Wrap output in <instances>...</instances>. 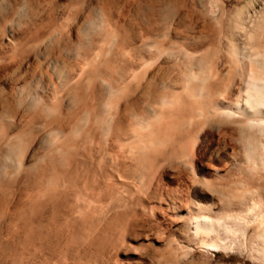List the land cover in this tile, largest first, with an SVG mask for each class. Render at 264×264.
I'll return each mask as SVG.
<instances>
[{
    "label": "rangeland",
    "instance_id": "rangeland-1",
    "mask_svg": "<svg viewBox=\"0 0 264 264\" xmlns=\"http://www.w3.org/2000/svg\"><path fill=\"white\" fill-rule=\"evenodd\" d=\"M103 10L110 12L112 35L106 36ZM234 14L239 18L233 20ZM231 26L237 29L228 35ZM260 26L264 27V0H0V264H264V28ZM252 28L258 39L251 40L262 45L244 35ZM154 39L156 48L151 46ZM132 43L143 44V56L156 57L154 64L143 65L132 53ZM95 54L97 63L87 67L84 57ZM128 56L133 71L125 68L127 75L142 74L136 83L132 81L137 89L131 96L123 91L129 82L122 90L118 86L124 80L127 84L126 78L101 71L104 60L123 65ZM55 58L57 68L52 67ZM190 70L203 74L209 98L238 102L241 108L245 105L244 111L229 108L232 113L217 124L211 117L203 123L187 120L163 137L154 156L148 154L136 165L122 157L104 125L93 124L101 115L87 107L94 90L100 89L89 75L118 90L111 96L103 92L101 109L105 101L114 105L126 97L136 111L148 115L168 91L183 96L191 91V100L197 99L193 81L188 80ZM249 70L261 79L263 88L239 91ZM60 85L65 91L59 90ZM70 88L77 91V99L68 95ZM53 89L60 91L61 104L54 98L47 107H32V96L51 97ZM64 112L75 113L69 124L62 118ZM56 119L65 133V149L72 155L63 166L50 164L47 157L54 138L48 128ZM90 125L95 127L94 137L87 136ZM73 131L77 132L71 136ZM99 136L107 144L98 143ZM249 139L260 148L257 162L247 159ZM180 143L187 158L181 155ZM31 147L36 164L30 169L20 161ZM3 182L8 189L2 188ZM47 190L50 196L45 200ZM192 203L213 211L186 213ZM8 205L16 211L12 223L4 225ZM74 208L79 213L71 212ZM40 216L42 224L33 223Z\"/></svg>",
    "mask_w": 264,
    "mask_h": 264
},
{
    "label": "bare ground",
    "instance_id": "bare-ground-1",
    "mask_svg": "<svg viewBox=\"0 0 264 264\" xmlns=\"http://www.w3.org/2000/svg\"><path fill=\"white\" fill-rule=\"evenodd\" d=\"M263 3V1H261ZM84 8V7H83ZM106 11V10H105ZM103 10V15L102 17H104V15L106 16V18L102 19L105 24L107 25L105 27V33L107 34L106 36H108V34L112 35V28L110 29L109 27V22H108V17H110V12L109 11H106L105 12ZM263 12V11H262ZM261 14V13H260ZM101 15V14H100ZM235 15V14H234ZM232 16L233 20L234 19H238L239 17L237 15L235 16ZM252 15V14H251ZM259 15V14H258ZM253 16V15H252ZM231 17V16H230ZM259 17V16H258ZM257 17V19H258ZM221 18V17H220ZM246 18V17H245ZM256 18V17H255ZM110 19V18H109ZM248 19V17H247ZM256 19V20H257ZM218 20V19H217ZM230 20V19H229ZM238 21V20H236ZM240 21V20H239ZM246 21V20H245ZM249 22H250V19H249ZM255 22V21H254ZM254 22L250 23V25L254 24ZM248 23V22H247ZM258 23V21H257ZM104 24V23H103ZM236 24V22H235ZM238 24V23H237ZM231 25V24H230ZM234 25V24H233ZM247 25V24H245ZM237 26V25H236ZM236 26H231L230 28H228L227 30V34L228 35H231L234 31H236ZM253 26V25H252ZM245 28V26H243ZM258 27V26H257ZM261 28H264L262 26H260ZM259 27V28H260ZM242 28V27H241ZM243 28V29H244ZM256 28V27H255ZM255 28H252L253 30L252 31H247L248 33H246V31H244V35H246V38L247 40H251L253 39V37L255 36L254 34H252V32L255 30ZM242 29V30H243ZM241 30V32H242ZM246 30V29H245ZM249 30V29H248ZM115 32V30H113ZM240 31V29H239ZM238 31V32H239ZM113 32V33H114ZM239 32V33H241ZM259 33V32H258ZM258 33L256 32V34L258 35ZM261 33V32H260ZM63 34V33H62ZM236 35V34H235ZM264 35V34H263ZM60 36V35H59ZM65 36V35H64ZM105 36V35H104ZM114 36V34H113ZM237 36H241V35H238ZM102 37V35H101ZM115 37V36H114ZM113 37V38H114ZM117 38V37H116ZM255 38V37H254ZM90 39V38H89ZM88 39V40H89ZM256 39V38H255ZM258 39V38H257ZM256 39V40H257ZM261 39V38H260ZM68 40V39H67ZM229 40V39H228ZM233 40V39H232ZM254 40V39H253ZM251 40V42L253 43L254 41ZM104 41V40H103ZM259 41V40H258ZM263 41V40H262ZM80 42V41H79ZM114 42H116V40H114ZM256 42H254L255 44ZM260 43V41L258 42ZM256 43V45L258 44ZM104 45V43H102ZM113 44V43H112ZM116 44V43H115ZM133 45H131V51L132 53L134 54V52H136L137 56L139 58H141L142 60V63L143 65L145 66H148L150 64H154V61L156 60V57L155 58H151V57H148V58H145L143 55H144V52H143V44H136V43H132ZM156 39H154V41L152 42L151 46L156 48ZM250 44V42H249ZM259 45H262V43H260ZM112 46V45H111ZM253 46V45H252ZM258 46V45H257ZM89 47V46H88ZM254 47V46H253ZM252 47V48H253ZM256 47V46H255ZM254 47V49H255ZM257 48V47H256ZM82 50V49H81ZM93 50V49H92ZM159 50H162L161 48ZM95 51V50H94ZM229 51V50H228ZM255 51H257L255 49ZM57 52V51H56ZM67 52V51H66ZM89 52V51H88ZM98 52V51H97ZM100 52V51H99ZM98 52V53H99ZM59 53V52H58ZM68 53V52H67ZM97 53V54H98ZM264 53V52H263ZM79 54V53H78ZM86 54V53H85ZM91 54V53H90ZM94 54V53H92ZM109 54V53H108ZM262 54V53H261ZM58 55V54H57ZM167 55V54H166ZM263 55V54H262ZM85 56V55H84ZM100 56V55H99ZM256 56V54H255ZM97 57L98 55H93L91 57L89 56H85L84 57V64L88 65L91 64L92 62H96L97 60ZM107 57V56H106ZM166 57V56H165ZM250 57V56H249ZM50 58V57H48ZM75 59V58H74ZM73 59V60H74ZM103 59V58H102ZM135 59V58H134ZM53 60V61H52ZM52 60H49V61H52V67H56L59 66V61L55 58V59H52ZM63 60V59H62ZM72 60V59H71ZM78 60V59H77ZM136 60V59H135ZM134 60V61H135ZM82 61V60H81ZM80 61V62H81ZM123 65H117V64H114L111 60L109 59H106L104 60L103 64V69L101 70L103 74L107 75V76H111L112 78L116 77V78H126L127 79V84H124L123 82H125L126 80H124L122 82V86L118 84V86H120L119 88L122 90L121 87L128 85V82H129V87L125 88L126 90L123 89V91L125 93L129 92L128 95L131 96L130 92H134L136 91L137 88H133L132 87V81L135 82V80L139 79L140 76H142V74H139V73H136V72H132V74H128V72H125L124 69L127 68L129 70H132V61L130 56H128V58L124 59L123 60ZM158 61V60H157ZM99 62V61H98ZM50 63V62H49ZM97 63V62H96ZM118 63V62H117ZM152 64V65H153ZM68 65V64H67ZM93 65V64H92ZM253 66V65H251ZM67 67V66H66ZM102 67V66H101ZM90 68V67H89ZM264 68V67H262ZM59 69V68H58ZM58 69H56L57 72ZM261 70V69H260ZM61 71V70H60ZM93 71V70H92ZM133 71V70H132ZM264 71V69L262 70ZM65 72V71H64ZM146 72V71H145ZM56 73V72H55ZM60 73V72H59ZM62 73V72H61ZM60 73V74H61ZM83 73V72H82ZM66 74V72H65ZM72 74V73H71ZM264 74V73H263ZM63 75V74H62ZM68 75V74H66ZM82 76V74H80ZM145 75V73H144ZM188 75V80L190 81H193L192 82V87L194 90H196V94H197V99L195 100H191V97H192V93L191 91L189 93H187L186 96H183L179 93H176L174 91H168V92H165L163 93L162 95H160V100H159V106L158 108L156 109H152L151 107V111L150 113L147 115H142L140 114V112L136 111V109L127 103V98L123 97L124 101L122 102H117L116 104L112 105V104H109L107 105V101H105V107L101 109V101H102V97H103V92H106L105 94H108L111 96V94L114 92H117L118 90H112L111 87H109V85L105 84L104 82L102 83L101 81H99V83L96 81V78L94 75H89V79L92 81V83L95 81L97 83V88H99L100 90L99 91H95L93 92V100L91 102V105L87 108H89V111L93 112L95 115L99 114L100 113V118L99 119H96V120H92L93 121V124H100L101 125H104V127L107 129V131L109 132V135H110V142H112L113 144H115L116 148H118V150L120 151L122 157L125 159H128L129 162H134L135 165L136 164H140L144 159L145 157L148 155V154H153L154 156V152L157 151L156 149V146L158 143H161V140L163 139V137H165V135L169 132V131H176V128H178V126L183 122L187 121V120H195L193 118H196L198 121L197 123H203L207 120V117H211L210 119H212L213 123L214 124H217L219 122H221L222 120H224V116L227 115H230V113H232L231 111L227 110V109H233L235 111H239V112H243L244 111V108H245V105L243 108L240 107V104H238V102H230V101H224L223 99H211L209 98L208 96V92H209V88L204 84V80H205V77L203 76V74L199 71V72H192L191 70L189 71V73L187 74ZM65 77V76H64ZM152 77V76H151ZM78 78V77H77ZM109 78V77H108ZM115 78V79H116ZM144 78V76L142 77V79ZM147 78V77H146ZM145 78V80H146ZM150 78V77H149ZM50 79V78H48ZM61 79V78H60ZM111 79V78H110ZM141 79V78H140ZM139 79V80H140ZM59 80V79H58ZM76 80V79H75ZM74 80V81H75ZM62 81V80H61ZM69 81V80H67ZM260 81L261 79H258L256 73L252 72V71H248L244 77V80L242 82V85L239 87V91L244 89L245 91L249 92V93H252V92H256L258 89H259V86H260ZM45 82V81H44ZM52 82V80H51ZM79 83V82H78ZM95 83V84H96ZM120 83V82H119ZM136 83V82H135ZM66 84V83H65ZM71 84V83H70ZM70 84L68 85V88L71 87ZM95 84H93L95 86ZM47 85H49V83H47ZM67 85V84H66ZM72 85V84H71ZM262 85V84H261ZM264 85V84H263ZM137 86V85H136ZM53 87V86H52ZM56 87V86H55ZM101 87H104V90L106 91H102ZM261 88H263L262 86H260ZM51 88V87H50ZM49 88V89H50ZM54 88V87H53ZM114 88V87H113ZM116 88V86H115ZM48 89V87H47ZM48 89V90H49ZM89 89V88H88ZM91 89V88H90ZM264 89V88H263ZM59 90H64V87L62 85H60L59 87ZM58 89L57 90H54V94H50V95H53L51 97H48V96H38L37 95H34L31 97V100H30V103L32 105V107H37V105H43V106H48V104L50 102H52L54 100V98H57L59 103H60V100L62 99V97H60L59 91ZM260 90V89H259ZM59 91V93H58ZM67 91V90H66ZM89 91V90H88ZM113 91V92H112ZM122 91V93H123ZM34 92V91H33ZM32 92V93H33ZM91 92V91H90ZM264 92V91H263ZM31 93V94H32ZM51 93V92H50ZM53 93V92H52ZM65 93V92H64ZM67 93V92H66ZM136 93V92H135ZM162 93V92H161ZM61 94V93H60ZM82 94V93H81ZM241 94V93H240ZM239 94V96H240ZM18 95V94H17ZM29 95V94H28ZM33 95V94H32ZM47 95H49L47 93ZM63 95V93H62ZM68 95L71 96L72 98H76L78 97V93L77 91H75L74 88H70L68 89ZM87 95H89L87 93ZM127 95V94H126ZM227 95V94H226ZM113 96V95H112ZM118 96V95H117ZM255 96V95H254ZM70 97V98H71ZM80 97V96H79ZM105 97H108L107 95ZM104 97V98H105ZM129 97V96H128ZM61 98V99H60ZM83 98V97H82ZM239 98V97H238ZM241 98V97H240ZM135 99V97H134ZM159 99V98H158ZM71 100V99H70ZM82 100V99H81ZM104 100V99H103ZM105 100H107L105 98ZM256 102V100H255ZM254 102V104H256ZM63 103V101H62ZM82 103V102H81ZM130 103V102H129ZM158 103V102H157ZM61 104V103H60ZM70 104V103H69ZM53 105V104H52ZM68 105V104H66ZM80 105V103H79ZM75 106V105H73ZM242 106V105H241ZM253 106V105H251ZM256 106V105H255ZM52 107V106H51ZM65 107V106H64ZM67 108V107H66ZM77 108V106L75 107V109ZM139 108V107H138ZM42 108H40V111L37 110L39 113L41 112ZM63 110V109H62ZM69 110V109H67ZM83 110V109H82ZM232 110V111H233ZM256 110V109H255ZM48 111V110H47ZM52 111V110H50ZM70 111V110H69ZM72 111V110H71ZM252 111V110H251ZM149 112V111H148ZM249 112V111H248ZM260 112V111H259ZM77 113V112H76ZM235 113V112H234ZM55 114V113H54ZM74 112H64L62 114V118L66 120L67 124H69L71 122V120L74 118ZM86 114V112L84 113ZM236 114V113H235ZM257 113H255L256 115ZM22 116V115H21ZM234 116V115H233ZM29 117V116H28ZM33 117V116H31ZM84 117V115L82 116ZM78 118V117H77ZM51 119V117H50ZM54 119V117L52 118ZM132 121L130 122L129 121ZM74 121V120H73ZM209 121V120H208ZM80 122V121H79ZM87 122H88V119H87ZM86 122V123H87ZM250 122V121H249ZM65 123V122H64ZM212 123V124H213ZM252 123V122H251ZM259 123V122H258ZM49 124V123H48ZM181 124V125H182ZM196 124V123H195ZM223 124V123H222ZM208 125V124H207ZM241 125V124H240ZM256 125V124H255ZM98 126V125H97ZM100 126V125H99ZM98 126V127H99ZM203 126V125H202ZM253 126V125H252ZM259 126V125H258ZM70 127V126H69ZM97 127V128H98ZM190 127V125L188 126ZM192 127V126H191ZM247 127V126H245ZM29 128V127H28ZM180 128V127H179ZM253 127H251L252 129ZM50 129V133L51 135H54V138H52L53 140L50 142L51 144L50 145V148H51V153H49L47 155L48 157V161L50 164L54 165V164H57L59 166H63V164L65 162H67L69 160V158L72 157L71 153L69 152V149H65V144H64V136H65V133L63 132L59 122L56 120H52L51 121V124H50V127L48 128ZM64 129V128H63ZM213 129V128H212ZM240 129L242 130L243 128H241L240 126ZM247 129V128H246ZM40 130V129H39ZM97 130V129H96ZM240 130V131H241ZM78 131H81V130H78ZM103 131V130H102ZM197 131V130H196ZM199 131V130H198ZM31 132V131H30ZM34 132V131H33ZM75 132L77 131H73V134L69 133L71 136H73L74 134H76ZM82 132V131H81ZM80 132V133H81ZM104 132V131H103ZM36 133V132H35ZM79 133V132H78ZM83 133V132H82ZM95 127L93 126H89L88 129H87V136H91V137H94L95 136ZM27 135V133H26ZM29 135V134H28ZM67 135V134H66ZM32 136V135H31ZM68 136V135H67ZM178 136V135H177ZM175 136V137H177ZM70 137V136H68ZM66 137V139L68 138ZM107 141H109V137L108 135L105 136V139H107ZM28 138V137H27ZM85 138V137H84ZM171 139V138H170ZM175 139V138H174ZM18 140V139H17ZM35 140L34 136L33 138L30 140V144L33 143V141ZM88 140V139H87ZM90 140V139H89ZM172 140V139H171ZM97 141L98 143H102V142H105L104 140V137L101 138L100 136L97 137ZM176 141V140H175ZM37 142V141H35ZM49 142V141H48ZM93 142V141H92ZM106 143V142H105ZM91 144V142H90ZM89 144V145H90ZM107 144V143H106ZM181 144V143H180ZM33 145V144H32ZM93 147V146H92ZM106 147V146H105ZM109 147V146H108ZM164 147V146H163ZM32 148V147H31ZM49 148V147H47ZM85 148V147H84ZM181 152H182V156H185L187 158V151L185 150V145L184 144H181ZM38 149V147H37ZM36 149V151H38ZM100 149V148H99ZM30 151V150H29ZM109 151V150H108ZM24 152H20L19 155H23ZM33 153H34V150L32 148L31 152L28 154V155H21L22 156V159L20 161V164L27 167V168H34L35 164H36V161L32 158L33 156ZM32 154V155H31ZM41 154V153H40ZM111 155V154H110ZM20 156V157H21ZM246 156H247V159L252 161V162H257L258 159L261 157L260 156V148L259 147H256L254 146L253 142L251 141V139H249L248 143L246 144ZM40 157V156H39ZM38 157V158H39ZM179 157V156H177ZM76 158V157H75ZM148 159V158H147ZM173 159V158H172ZM20 160V158H19ZM39 160V159H38ZM118 160V159H117ZM171 160V159H170ZM169 160V161H170ZM174 160H178L177 158L174 159ZM181 160V159H180ZM188 160H189V157H188ZM43 161H45V159H43ZM71 161H75V160H72ZM113 161V160H112ZM115 161V160H114ZM149 161V160H148ZM154 161V160H153ZM185 159H183V163H184ZM187 161V160H186ZM69 163V161H68ZM76 161L74 162V165H76ZM45 165V164H44ZM175 165V164H174ZM173 165V166H174ZM182 165V164H181ZM127 166V165H126ZM192 166V165H191ZM22 167V166H21ZM42 167V166H41ZM141 167V166H139ZM24 168V167H23ZM122 168V167H121ZM174 168V167H173ZM192 168L193 170V167H189V169ZM29 169V170H30ZM137 169V168H136ZM71 170V169H70ZM135 170V169H134ZM159 170V169H158ZM122 171V170H121ZM191 171V170H190ZM194 171V170H193ZM49 173V172H48ZM3 175L1 169H0V176ZM50 175V174H49ZM120 175V174H119ZM192 175H196L195 174V171ZM14 176V175H13ZM39 176V175H38ZM3 177V176H2ZM1 177V179H2ZM8 177V176H7ZM10 177V176H9ZM198 177V176H197ZM196 176L194 177L196 179V181H201L200 179H198ZM47 178V177H46ZM54 179V178H53ZM122 179V178H121ZM124 180V179H123ZM3 181V180H2ZM48 181V180H47ZM54 182V181H52ZM39 183V182H38ZM49 183V182H48ZM48 183L46 184L47 187H48ZM37 184V183H35ZM2 188L4 187L5 189H8L9 185L6 183V182H3L2 184ZM54 185V183L52 184ZM53 187V186H51ZM40 188V187H39ZM43 188V186H42ZM49 188V187H48ZM63 188V187H62ZM36 189V187H35ZM52 189V188H51ZM46 190V189H45ZM62 190V189H61ZM38 191V190H37ZM49 190H47L46 193H43V199H46L48 200L49 199ZM54 192V191H53ZM52 192V193H53ZM39 193H42V192H39ZM78 194V193H77ZM40 195V194H39ZM62 198V197H61ZM45 199V200H46ZM69 200V199H68ZM72 200V199H71ZM80 201V199H78ZM35 201V200H34ZM42 201V199H41ZM78 201V202H79ZM49 202V201H48ZM9 203V202H8ZM35 203V202H34ZM81 204V203H79ZM202 204V203H201ZM199 203H192L191 206L189 207V209H187L185 212L186 213H193V214H196V213H200L202 211H206V210H209V212L212 210L211 207H206V206H203ZM10 205V204H9ZM9 205L7 206V211L5 212L4 214V220H3V223L4 225H10L12 223V214L14 213L15 208L14 207H9ZM47 205V204H46ZM84 205V203H83ZM50 206V205H49ZM72 206V205H71ZM46 207V206H45ZM52 208V210L55 212V209L56 207L51 204L50 206ZM76 207V206H75ZM84 207V206H83ZM114 207V206H113ZM70 208V207H69ZM50 209V208H49ZM48 209V210H49ZM205 209V210H204ZM50 211V210H49ZM52 211V212H53ZM72 211H80L78 208L75 210L72 209ZM213 211V210H212ZM51 212V213H52ZM79 213V212H78ZM91 213V212H90ZM100 213V212H99ZM211 213V212H210ZM71 214V213H70ZM93 214V213H91ZM108 216V215H107ZM43 216H40L38 219L36 218L34 220L33 223H38L39 225L42 224V221L44 219H42ZM14 220V219H13ZM204 221V220H203ZM196 226V225H195ZM35 228V227H34ZM1 236V235H0ZM1 248V247H0ZM4 250V249H3ZM2 252V251H1ZM2 253H0V256H1Z\"/></svg>",
    "mask_w": 264,
    "mask_h": 264
}]
</instances>
